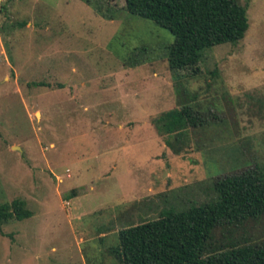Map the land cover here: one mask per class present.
I'll return each instance as SVG.
<instances>
[{
  "label": "rangeland",
  "instance_id": "1",
  "mask_svg": "<svg viewBox=\"0 0 264 264\" xmlns=\"http://www.w3.org/2000/svg\"><path fill=\"white\" fill-rule=\"evenodd\" d=\"M90 1L0 0V205L33 212L3 225L0 264H120V229L264 170V0H239L245 37L206 49L197 75L170 69L168 29ZM190 105L206 123L171 159L152 119ZM242 233L264 239V217Z\"/></svg>",
  "mask_w": 264,
  "mask_h": 264
},
{
  "label": "trees",
  "instance_id": "2",
  "mask_svg": "<svg viewBox=\"0 0 264 264\" xmlns=\"http://www.w3.org/2000/svg\"><path fill=\"white\" fill-rule=\"evenodd\" d=\"M126 9L168 29L175 36L170 69H191L193 75L206 49L239 42L250 26L248 4L239 0H126ZM205 121L191 105L152 119L176 154L193 147L195 129ZM210 185L211 197L201 202L183 210L167 208L155 219L120 229V242L110 252L120 264H264V239L239 234L246 222L264 217V170L256 166L220 175ZM32 215L23 199L1 204L0 231L10 219Z\"/></svg>",
  "mask_w": 264,
  "mask_h": 264
},
{
  "label": "crops",
  "instance_id": "3",
  "mask_svg": "<svg viewBox=\"0 0 264 264\" xmlns=\"http://www.w3.org/2000/svg\"><path fill=\"white\" fill-rule=\"evenodd\" d=\"M168 111V110H167ZM154 125V124H153ZM155 126V125H154ZM156 127V126H155ZM156 130L158 131V129H157V127H156ZM158 133H159V131H158ZM160 134V133H159ZM161 135V134H160ZM161 136H163V135H161ZM165 137V136H164ZM195 144V143H194ZM193 144V145H194ZM164 145H166V147L170 150V157H171V159H173V157L174 156H177V155H181V154H183V153H185V152H183V153H181V154H176L168 145H167V142H166V137L164 138ZM189 150V149H188ZM187 150V151H188ZM165 155V154H164ZM160 156H161V154H160ZM166 157V156H165ZM154 158H156V161H158L159 159H162L163 160V157H161V158H158V155H154V156H152V158H151V160H153ZM165 160H166V158H165ZM168 162V161H167ZM152 173V172H151ZM107 174V173H106ZM137 197H139V195L137 196V195H134V196H132L131 198V200H133V201H136V199H138ZM107 234H104L103 236L105 237Z\"/></svg>",
  "mask_w": 264,
  "mask_h": 264
}]
</instances>
